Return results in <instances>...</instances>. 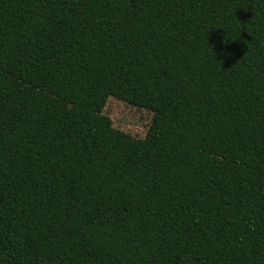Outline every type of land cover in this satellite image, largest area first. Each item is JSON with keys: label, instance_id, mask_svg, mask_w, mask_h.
Masks as SVG:
<instances>
[{"label": "trees", "instance_id": "trees-1", "mask_svg": "<svg viewBox=\"0 0 264 264\" xmlns=\"http://www.w3.org/2000/svg\"><path fill=\"white\" fill-rule=\"evenodd\" d=\"M241 168L264 176V0H0V264H264Z\"/></svg>", "mask_w": 264, "mask_h": 264}, {"label": "rangeland", "instance_id": "rangeland-1", "mask_svg": "<svg viewBox=\"0 0 264 264\" xmlns=\"http://www.w3.org/2000/svg\"><path fill=\"white\" fill-rule=\"evenodd\" d=\"M103 113L109 116L114 127L138 138L145 137L153 120V111L112 96L107 99ZM241 173L258 180H264L263 175L245 168H241Z\"/></svg>", "mask_w": 264, "mask_h": 264}, {"label": "clouds", "instance_id": "clouds-1", "mask_svg": "<svg viewBox=\"0 0 264 264\" xmlns=\"http://www.w3.org/2000/svg\"><path fill=\"white\" fill-rule=\"evenodd\" d=\"M222 57H225V56H222Z\"/></svg>", "mask_w": 264, "mask_h": 264}]
</instances>
